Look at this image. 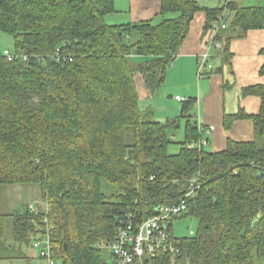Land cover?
I'll list each match as a JSON object with an SVG mask.
<instances>
[{
	"label": "trees",
	"instance_id": "16d2710c",
	"mask_svg": "<svg viewBox=\"0 0 264 264\" xmlns=\"http://www.w3.org/2000/svg\"><path fill=\"white\" fill-rule=\"evenodd\" d=\"M225 8L226 28L214 38L221 64L210 74L229 63L231 40L264 29V7L161 0L157 24L109 25L113 0H0V33L27 56L0 55V185L36 184L48 207L12 213L10 243L0 214V261L25 259L22 245L46 218L56 262L106 264L96 246L127 215L139 223L184 198L180 217L197 220L194 236L180 239L178 255L145 264H264V85L242 89L259 98L257 114L223 117L225 130L251 120L255 140L228 141L219 153L187 147L201 138L190 122L194 99L176 119L146 121L136 87L139 75L150 94L159 89L192 16L204 12L207 31ZM182 119L184 141L171 154Z\"/></svg>",
	"mask_w": 264,
	"mask_h": 264
},
{
	"label": "crops",
	"instance_id": "0c3cea01",
	"mask_svg": "<svg viewBox=\"0 0 264 264\" xmlns=\"http://www.w3.org/2000/svg\"><path fill=\"white\" fill-rule=\"evenodd\" d=\"M199 6L208 9H221L226 0H191ZM238 7H264V0H230ZM115 12L105 16V22L109 25L135 24L140 22L160 21L159 12L161 0H113ZM206 22L204 12H196L189 22L187 34L181 43L173 63L167 68L164 82L160 86L166 93L159 102L164 109L163 118L158 122H166L176 119L181 113V102L194 99L195 105L191 111L190 122L202 127L200 141L207 151L219 153L226 149L228 141L247 143L255 140L253 123L249 119L237 120L229 130L223 128L224 115H234L240 110L246 115H255L259 111L260 100L256 96L244 95L242 89L251 86L264 85V75L259 74L264 58L261 50L264 49V29L249 30L242 38L229 42L228 49L231 55L229 63L226 62L219 73L210 74L221 64V46L214 43L216 33L209 29L204 31ZM211 64L210 70L206 69L198 77V63L204 58ZM157 89V90H160ZM156 90V91H157ZM145 88L139 93L140 110L144 102L152 97ZM176 103L180 104L178 107ZM169 104L175 107L169 108ZM145 107H147L145 103ZM141 112L145 113L148 111ZM183 122V126L181 124ZM184 123L170 135L176 143L184 141ZM37 257V256H36ZM38 258V257H37ZM39 259V258H38ZM29 258L26 263L30 264ZM38 261L31 264H46ZM12 261V260H11ZM11 261H7L11 262ZM6 262V261H5ZM4 263V262H3ZM2 263V264H3Z\"/></svg>",
	"mask_w": 264,
	"mask_h": 264
},
{
	"label": "built area",
	"instance_id": "2783aa9c",
	"mask_svg": "<svg viewBox=\"0 0 264 264\" xmlns=\"http://www.w3.org/2000/svg\"><path fill=\"white\" fill-rule=\"evenodd\" d=\"M230 0H228L229 2ZM228 15V10L225 8L214 21L212 30L217 33L219 30L226 28L225 20ZM215 43V42H214ZM1 55V54H0ZM2 55L9 59L27 60L24 53H11L4 50ZM212 68L205 57L199 60L198 77L206 69ZM176 101L183 102L185 100L176 97ZM199 133L205 130L202 127H197ZM205 142H191L187 145L192 149L195 147H203ZM192 191L187 196L191 195ZM185 197V198H186ZM47 204L43 202V212L47 213ZM29 211L36 212L33 205L28 207ZM188 212V208L184 198L170 206L159 207L156 214L144 219L141 222H135L132 215H127L126 219L120 221L113 240L105 246L97 245V248L107 249L110 252L111 264H145L146 262L163 255L176 256L180 253V239L175 238L170 220ZM44 229H39L35 232L30 247L36 252L39 259H43L46 264H56L51 253V235L52 227L48 225L46 218ZM190 234L194 233L190 231Z\"/></svg>",
	"mask_w": 264,
	"mask_h": 264
},
{
	"label": "rangeland",
	"instance_id": "374dc122",
	"mask_svg": "<svg viewBox=\"0 0 264 264\" xmlns=\"http://www.w3.org/2000/svg\"><path fill=\"white\" fill-rule=\"evenodd\" d=\"M4 50H8L11 53L15 52L13 47V39L6 34L0 33V54H2ZM136 87L138 93H141V90L144 89L141 77L139 75L136 76ZM161 88L160 90L155 91L153 93L154 95L152 97H149L147 102H144L141 110L148 112H145V114L143 115V120L158 122L159 120H161V117L163 118L165 112L164 109L166 106L164 107V109L160 107L159 102L162 99L160 97L163 96L164 100H166L167 98L166 101H168V97H166V93L163 92ZM145 103L147 107H145ZM175 104L180 107L179 103L175 102ZM172 107H175L174 104L168 105V109ZM182 126L183 122L181 124V127ZM178 148L179 147L177 144H173L172 146H170L169 152L171 154L176 153L178 151ZM43 202L44 200L40 188L36 184H21L12 186L0 185V214L6 216L4 219L3 238L9 243L11 242L12 218L10 215L12 213H15L16 211H20L21 213H23L30 205L34 206L36 212L42 211ZM170 224L174 237L178 239L194 236L197 230V220L194 217H176L170 220ZM190 231H192L194 234L191 235ZM21 254L25 259H30V264L42 261L41 259H38L36 257V252L32 250L30 246L27 247L25 245H22ZM102 256L106 264L112 263L110 252L107 249H104L102 251ZM25 259L17 258L8 263L7 261H0V264H2L3 262V264H27L25 262ZM56 264L60 263L56 262Z\"/></svg>",
	"mask_w": 264,
	"mask_h": 264
},
{
	"label": "water",
	"instance_id": "95a60500",
	"mask_svg": "<svg viewBox=\"0 0 264 264\" xmlns=\"http://www.w3.org/2000/svg\"><path fill=\"white\" fill-rule=\"evenodd\" d=\"M159 208V207H158ZM158 208L156 210H158ZM18 213V211L15 212V214Z\"/></svg>",
	"mask_w": 264,
	"mask_h": 264
}]
</instances>
